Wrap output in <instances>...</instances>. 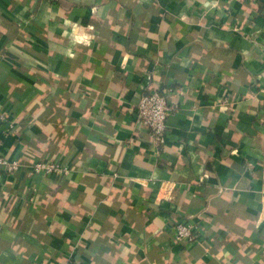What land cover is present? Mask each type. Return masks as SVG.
<instances>
[{
  "label": "crops",
  "instance_id": "obj_1",
  "mask_svg": "<svg viewBox=\"0 0 264 264\" xmlns=\"http://www.w3.org/2000/svg\"><path fill=\"white\" fill-rule=\"evenodd\" d=\"M0 157V264H264V0H0Z\"/></svg>",
  "mask_w": 264,
  "mask_h": 264
},
{
  "label": "built area",
  "instance_id": "obj_2",
  "mask_svg": "<svg viewBox=\"0 0 264 264\" xmlns=\"http://www.w3.org/2000/svg\"><path fill=\"white\" fill-rule=\"evenodd\" d=\"M237 3H245L247 0H231ZM172 89L158 88L145 92L138 103L133 106L135 113V124L139 129L148 131L151 142L154 146L164 145L169 133V120L173 111L170 95ZM0 167L4 172L13 174L20 167L18 161H12L6 157H0ZM70 173L68 166H65L53 159H46L37 162L31 167V176H55L63 178ZM174 242L177 244L196 243L200 238L199 225L188 221H176L174 224ZM77 264V263H67Z\"/></svg>",
  "mask_w": 264,
  "mask_h": 264
},
{
  "label": "trees",
  "instance_id": "obj_3",
  "mask_svg": "<svg viewBox=\"0 0 264 264\" xmlns=\"http://www.w3.org/2000/svg\"><path fill=\"white\" fill-rule=\"evenodd\" d=\"M37 162H38V160H35L33 163L36 164ZM34 164H33V165H34Z\"/></svg>",
  "mask_w": 264,
  "mask_h": 264
}]
</instances>
